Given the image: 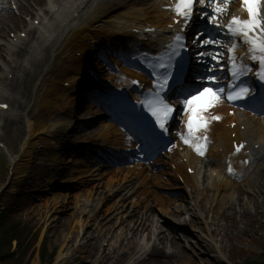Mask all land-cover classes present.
I'll list each match as a JSON object with an SVG mask.
<instances>
[{"label": "rangeland", "instance_id": "obj_1", "mask_svg": "<svg viewBox=\"0 0 264 264\" xmlns=\"http://www.w3.org/2000/svg\"><path fill=\"white\" fill-rule=\"evenodd\" d=\"M44 90L45 87L43 86L30 87L29 95L25 96L26 101H32L28 109L31 117L36 116L37 95ZM3 133V139L8 144L9 149H12L13 152L21 151L20 145L26 135V125L17 124L10 129L7 128ZM54 133L57 137L64 138L65 141L84 139L91 144H98L96 135H91L90 132L83 133L74 125L70 128L58 127ZM56 140L60 139L56 138ZM57 144L43 146L44 143H37V148L30 156L31 159L29 161L23 160L21 164L15 167L11 184L5 192L0 194V207L2 205L7 207L4 214L9 219L20 221L22 226L20 233L23 237L21 247H17L15 239L11 241V251H16L17 254L12 259L8 258L10 262L6 261L5 264H53L56 263L59 252L69 257L60 259L57 264H117L115 263L116 259L121 264H185L187 261L189 264H218L211 259L221 254H215L216 251L209 246L207 247L208 250H204L197 244L198 238L203 237L195 230L196 226L192 223L191 226L187 224L186 227L181 226L175 229L174 225L171 224L173 218H170L171 214H169L167 207L166 211L155 209L153 215L159 216H153L154 220L148 219L150 222L147 221L149 231L146 237L151 234L153 226H156L155 231L157 230L159 233L153 239H146L148 241H146L145 249L139 250L145 245L142 239L140 242H137L136 239V241L133 239L129 241V237H121V244L111 245V241L114 240L118 231L114 228L116 222L124 217L129 218V216H125L127 210L128 214H132L133 211H129L128 202H121L123 204L121 209L114 212L115 209L110 207L114 203H121L118 201L119 197L115 198L114 196L111 197L110 194V196L108 195L107 184L111 177L113 184L115 181L113 176L111 174L101 176L98 170L88 165L86 157L81 152L73 153ZM155 160V164L154 161L151 163L155 165L157 171L167 170L164 158H155ZM7 163L8 155L0 149V187L8 174ZM104 170L111 171L112 169L106 168ZM52 180L57 182V185L50 186L49 181ZM72 181L75 183L71 184ZM253 183L260 184L257 176L253 179ZM162 184L165 189H158L159 192L171 195L173 190L166 189L169 187L167 183L163 182ZM60 193H63L67 198L64 200L57 199L56 194ZM174 195L177 197L176 205L185 208L187 203L180 199V196L183 195ZM75 196L77 199H87V205L83 212L72 206ZM249 196V198L241 197L238 203L242 206H235V209L227 210L221 214L222 216H220L221 209H214L211 213L214 216V221L217 222V237L221 238L225 245L227 264L264 262V201L259 204L260 207L256 210V208L254 209L255 205L253 206L249 201H252L254 197ZM46 202H49L51 206L46 207ZM208 204H206L207 207H209ZM244 207H247L246 211H249L250 214L244 211ZM137 208H133L134 211H139V214L142 213L141 207ZM2 211L1 208L0 215ZM238 211L243 212L239 213ZM150 215H152V211L148 212V216ZM187 215L185 213L183 217L188 218ZM76 218L86 220L87 226L81 231L74 227ZM102 223L109 224V226L114 224L110 230L115 232V237H111L110 230L106 235L108 238L104 237L102 228L106 226L104 227ZM186 230L188 233L191 230L193 236L190 233H185ZM77 231L80 233L78 234ZM77 234H81L80 239H77ZM68 235H71L70 240L66 238ZM168 235L179 236L181 248L178 247L180 251L177 256L171 254L174 248L170 245L171 243H168ZM44 236H46L45 240L43 239ZM117 238L115 239L117 240ZM153 244L163 246L167 255L170 251V258L165 259L166 254L161 258L157 255L151 256L153 250L149 255L148 251ZM75 247H78L79 251H75ZM220 262L219 264H226Z\"/></svg>", "mask_w": 264, "mask_h": 264}, {"label": "bare ground", "instance_id": "obj_2", "mask_svg": "<svg viewBox=\"0 0 264 264\" xmlns=\"http://www.w3.org/2000/svg\"><path fill=\"white\" fill-rule=\"evenodd\" d=\"M65 0H47V2L51 3L45 12H41L40 15H37L33 23L35 22V19H39L40 23L38 25H31V33H34L32 37V41H27V39H19V43L17 44H9L11 50H14L17 46H22V44H26L30 42V47L32 51L35 53L36 49L39 48V46L42 44V42L46 43V47L39 49V51H46L50 50L53 51V60L50 63L51 68L48 69V72L51 70L52 74L55 71L59 72V75H63L62 77L67 78L66 80H72L74 77H79L80 79H85L84 71L87 69V71L91 70L93 68V58L91 56L94 55V53H101L105 58L112 59L114 61V64L112 62L108 64L109 70H113L115 68H126L125 72H122L120 74V79L123 80L124 74L123 73H129L132 76L139 77V74L133 73L135 72V68L129 64L125 63L124 57L121 56L123 53H139L142 48L139 47V45L135 42V38H137V34H134L131 29L134 27L130 24V22L126 19V14H122V10L125 8L133 7L135 8L136 5H139L138 0H96L91 4V6L84 11V16L74 22L73 24L70 21V12H69V6L64 3ZM138 14H140L141 9H138ZM142 16L137 17L136 19H140ZM145 17V16H143ZM64 20L65 23L68 22V28L61 29V23L60 20ZM31 23V22H30ZM60 23V25H59ZM87 25V27L85 26ZM71 28H76L77 30L74 31L73 36L69 38L68 31ZM82 28V31L79 29ZM94 28V29H93ZM93 29V30H92ZM79 38L87 36L89 38L80 42L78 41L77 37ZM118 39V40H117ZM26 41V42H25ZM118 46L117 48H115ZM70 52L69 62L72 63V65H69L65 70H60L62 67L60 63V59L63 58L66 54V51ZM83 52V57H75V52ZM135 51V52H133ZM131 53V54H132ZM121 56V58H120ZM75 57V58H73ZM36 60V59H35ZM15 62V61H13ZM17 66L22 68L24 64H21L19 60L16 61ZM13 66V65H12ZM11 68V67H10ZM19 68V69H20ZM18 69V71H19ZM74 70V71H73ZM72 71L77 76H72ZM49 74V73H47ZM56 76L55 78H59L60 76ZM78 79V81H80ZM97 81L93 80H84L81 84L75 83V81L71 85V91L74 89L77 92L81 89L84 84H91L96 87H101L102 89H114L115 91L120 93V90L118 88V85L120 83L119 80H115V76L109 75L107 79H104L103 81H99L101 79H96ZM18 81L20 85H18V91L23 92V94L26 96L27 91V85L26 83H22L20 81V77L17 74L15 83ZM46 85V89L44 92L40 93L39 101L41 104L39 107L36 108V116L34 118H30L28 120L27 126L28 130L26 131L27 136L23 138L22 140V149L19 158L21 161L18 163H22V161L26 160L29 161L31 158L30 156L34 153L35 149L37 148V143H44L43 146H46L45 142L48 140L49 133L55 130L58 126H69V124L72 122L71 118L73 115V111L69 110L67 114H61L62 111L60 110V105H62L63 98L71 97V95L68 93L69 90H66L65 88H61L59 84H57L56 79L54 80H48L44 83ZM91 86V85H90ZM37 91V90H36ZM67 93L69 96H67ZM0 97L2 98H8L12 101H14L15 105L18 106V108H22L24 105L23 101H20L16 99L15 97L8 95L6 93L0 92ZM79 93L74 96L72 99L73 101H78ZM107 97V96H106ZM105 97V98H106ZM68 98V102L69 99ZM24 99V98H23ZM72 101V102H73ZM179 101V100H178ZM67 102V103H68ZM220 102V100H219ZM218 102V104H219ZM55 106V107H54ZM63 106V105H62ZM81 107L83 106L80 105ZM52 107H54L53 111H51ZM83 107H88V104ZM96 107V106H95ZM92 107L90 105L88 111L84 113L90 114L91 116L94 115H102L104 113L102 110H98L97 108ZM223 105H220L216 107V109H222ZM65 113V112H64ZM245 116L249 118H253L254 126L257 129V133L259 135V139L262 140L264 138V120L261 118H257L256 116H251L250 113L244 112ZM13 116V115H12ZM86 116H84L85 118ZM14 118V117H13ZM248 122V120H247ZM115 125L112 123H103L102 128L97 129L96 131H99V135L103 136L104 130L109 129L110 126ZM184 136L181 134L180 137H178V140L176 141V147L180 144H186L184 142ZM212 139H213V145L210 148L207 156H206V162L207 166L213 167L212 172L208 174L209 176H206V180L208 182V187H199L197 183V177L200 176V173H196L194 175L185 174L184 177L188 180V184L181 185L179 182V179L172 173H170L169 168L167 170H159L157 171L153 165L151 166H145L144 171L141 173L138 172V174H142L146 178H149L148 181V188L146 190H143V200L142 202H146L147 206L143 205L142 213H138L139 211H134L133 207L131 205L128 206L129 211H133L136 213L127 214L125 216H129V218H122L121 220L117 221L114 226V228L118 229L116 232L113 233V230L110 229L113 228V225L109 226V224L102 223V225L105 228H102V231L104 233V237L108 238L107 232L110 230L111 237L116 235L117 240L114 238L112 240L111 245H119L121 244V237L128 238L129 241L137 240V242L142 239L146 243L149 239H153L154 236H158V231H155V227L153 226L151 234H148L146 237V234L149 231V228L147 227V221L154 220L153 216H159V215H153V212L156 210L159 211H166V207L169 209V214L179 217V219L185 223L189 222V219L191 221V217L197 225L204 224L206 227V231H208V234L211 236H217L218 227L217 222L214 221V216L210 213L211 209H207L205 204L202 203L199 205L198 209H195L196 207L192 208L189 204H191V199L188 196H180V199H182L184 202L187 203L185 208L180 207L179 205H176V198L173 193L170 194H163L160 193L158 189H165V186L162 184L170 182L172 183V187H167L166 189L170 190H185V189H194V194L196 197L193 198V202H196L193 205H196L197 202L200 200L209 202V206H212V209L218 208L220 206H223L224 204L228 203L230 204L232 200H234V195L237 192L239 188H244L247 184L248 186H252L256 188V193L258 196L262 197L264 196V166L258 165L256 169L258 170L256 173L257 179H259L260 184H254L253 179L251 178V175L248 176L246 179H240L236 177L233 172H230L231 174L227 173V165H226V156L224 155V152L228 151L227 146L231 144L230 139V130L227 129L225 126L214 124L212 127ZM259 140V141H260ZM116 144V143H115ZM119 145V143H117ZM187 145V144H186ZM182 148H185L186 146H179ZM223 149V151H221ZM7 155L9 158L10 163L14 164V162L17 159V154L10 153V151H7ZM191 154L190 151L186 150L183 154V156ZM255 156H258L257 151L255 152ZM193 167L195 169L199 168V165L203 166V163H200V159H195L192 163ZM252 165V164H251ZM179 167H183L182 164H179ZM122 170L117 169L115 172L123 174L122 179L130 178L132 175L130 174V169L128 171L121 172ZM113 171H104L103 174L109 175ZM215 172L217 175L216 177L212 176V173ZM135 173V171H134ZM205 174V173H204ZM102 175V173H101ZM204 176V175H203ZM255 176V177H256ZM169 177V178H167ZM236 177V178H235ZM112 178H109V182L107 184L108 188L111 185ZM222 179V180H221ZM245 181L246 183L243 184L242 182ZM137 184H131V186L123 185L121 190H119L117 193L118 197H125L130 191H133V189L136 187ZM118 186V184H116ZM138 187V186H137ZM150 188V189H149ZM251 189V188H250ZM236 190V191H235ZM142 195V193H141ZM56 198L59 200H64L67 198L63 193L56 194ZM196 198V201L194 199ZM126 199V198H125ZM241 200V199H240ZM239 199L234 200V202L231 204V207L228 206L229 209H235V206H242L238 202ZM54 202V201H53ZM123 202V201H122ZM202 202V201H200ZM72 206L76 209H80L82 212L85 210V207L87 205V199L82 200L81 198H78L75 196L73 197ZM121 204L114 203L110 208H114V212H117L122 207ZM45 206L50 207L51 204L49 202L45 203ZM125 206V205H124ZM258 207H260L258 205ZM138 209V208H137ZM136 209V210H137ZM152 209V210H151ZM258 208L256 207V210ZM247 207H244V211L248 214H250L249 211H246ZM152 211V215L148 216V212ZM186 211L189 213V218L183 217V213ZM199 213V215L197 214ZM139 214V215H138ZM90 218V217H89ZM185 219L187 221H185ZM86 221V220H85ZM83 219L76 218L74 220V227L78 231H81L85 226H87V223ZM150 222V221H149ZM152 224V223H151ZM101 225V226H102ZM150 225V224H149ZM92 228V227H91ZM91 228H89L91 230ZM75 230V231H76ZM93 230V228H92ZM77 231V232H78ZM246 231V230H245ZM80 232H78L79 234ZM187 234H193V232H185ZM77 234V235H78ZM115 234V235H114ZM120 234V235H119ZM81 235V234H80ZM80 235L77 236V239H80ZM119 235V236H118ZM122 235V236H121ZM141 235V236H138ZM193 236V235H192ZM69 240L71 239V235L66 236ZM110 238V237H109ZM140 238V239H139ZM148 238V240H146ZM168 243H171L170 245L174 250L171 251V254L174 256L178 255L179 248H181V242L179 241L178 235H168L167 236ZM195 238V237H194ZM135 240V241H136ZM218 243L217 246L213 244V241L209 240L206 242L205 239H198L197 244L204 250H208V246L213 250L214 248H217L220 252L222 250H225V245L222 244V239H217ZM70 242V241H69ZM147 244V243H146ZM146 244L144 245L146 247ZM207 244V245H206ZM67 245V244H65ZM131 245V243H130ZM142 246L139 250L144 249ZM179 247V248H178ZM176 249V250H175ZM138 250V251H139ZM153 250V255H157L158 257H163V255L166 254L164 257L165 259L170 258V251L168 252L169 255H167V252L163 249V246L160 247L159 245L153 244L150 247V250L148 251V254L150 255V252ZM75 251H79V248L75 247ZM176 253V254H175ZM69 256H66V254H63L61 252L57 255V264L60 259L68 258ZM219 259V258H218ZM217 257H212V261L220 263H225V261H217ZM115 263L121 264L120 261L117 259L115 260ZM207 263V261H205ZM34 264V263H33ZM185 264H189V261H187Z\"/></svg>", "mask_w": 264, "mask_h": 264}, {"label": "snow or ice", "instance_id": "obj_3", "mask_svg": "<svg viewBox=\"0 0 264 264\" xmlns=\"http://www.w3.org/2000/svg\"><path fill=\"white\" fill-rule=\"evenodd\" d=\"M196 3L205 5L206 0H176L173 6L174 11L176 15L183 17L186 21L190 20ZM208 3L213 6V14L209 16V14L205 12L204 15L209 16V19L216 27H220L217 17L228 10V5L231 3V0H208ZM243 5L248 13V19L233 17L231 23L227 25V28L233 36H243L245 38L244 43H250L252 45L250 52L253 53V55L251 58L260 61L262 68L260 77L264 79V12L260 11L261 8H264V0H243ZM176 39L181 40L182 37L177 35ZM204 43L212 44L214 41L209 39L204 41ZM231 51L233 54L232 74L233 76H238L242 70L247 71L248 69H241V66L236 62V48H232ZM207 79L211 82H217L214 75L207 77ZM236 88L237 86L234 85L233 91L227 94V99L241 100L248 98L250 90L247 87L239 88L238 90H236ZM224 91V88H217L214 90L211 87H204L184 99L183 103L189 114L187 122L188 137H195L203 141V143L193 144L196 152L201 156L206 152L208 137L206 135L200 137L196 134L201 129L206 130L208 128L210 119H221L219 116L208 118L204 113L217 105ZM3 107H7V105H3ZM150 108L152 110V115L160 122V127L165 128L167 119L174 111L173 107L162 99H158L154 106L150 105ZM184 142L186 144L193 143L189 138H185ZM243 148L244 145L239 144L236 146L235 151L239 153ZM228 171H233L231 165H229Z\"/></svg>", "mask_w": 264, "mask_h": 264}, {"label": "trees", "instance_id": "obj_4", "mask_svg": "<svg viewBox=\"0 0 264 264\" xmlns=\"http://www.w3.org/2000/svg\"><path fill=\"white\" fill-rule=\"evenodd\" d=\"M6 208L7 207H4L0 215V262H2V264H5L6 261L10 262L9 259H12L13 256L17 254L16 251H11V241L15 239L17 241V247H21L23 239L20 233L22 229L20 221L9 219V217L4 214ZM45 237L46 236L43 237L44 240ZM258 264H264V262Z\"/></svg>", "mask_w": 264, "mask_h": 264}]
</instances>
